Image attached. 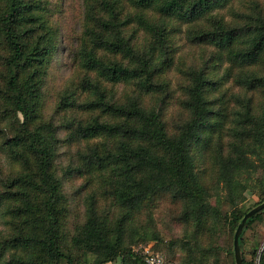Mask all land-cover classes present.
I'll return each mask as SVG.
<instances>
[{"label": "trees", "instance_id": "1", "mask_svg": "<svg viewBox=\"0 0 264 264\" xmlns=\"http://www.w3.org/2000/svg\"><path fill=\"white\" fill-rule=\"evenodd\" d=\"M82 6L73 74L49 112L43 89L60 47L52 0H0V264H145L136 248L164 244L163 204L184 238L153 253L219 264L213 238L227 228L236 264V230L264 203L262 180L253 208L237 203L239 178L264 173V0ZM70 179L84 194L74 223ZM263 215L243 229V264H264L262 242L245 237Z\"/></svg>", "mask_w": 264, "mask_h": 264}, {"label": "rangeland", "instance_id": "2", "mask_svg": "<svg viewBox=\"0 0 264 264\" xmlns=\"http://www.w3.org/2000/svg\"><path fill=\"white\" fill-rule=\"evenodd\" d=\"M52 3L54 9V21L57 25L56 29L60 31V47L58 54L49 68L48 76L43 89L46 109H48L49 112L52 111L51 109L56 105L59 94L67 86L73 74V61L69 52L75 47L77 38L81 35L82 22L84 18L82 0H52ZM182 43H184V41H182ZM68 48L70 50H68ZM183 51L185 52L187 49L184 48ZM189 62L191 63V61ZM170 79L172 80L171 89H173L172 92H175V98L169 104L167 113L168 116L172 115L176 117L179 113V100H181L177 73L172 72ZM227 86H231V83L227 82ZM238 90L239 89L235 87L233 93H237ZM65 163L67 164L66 161ZM239 180L247 182V189L244 192H241V190L237 191V203L239 208L245 211L249 208H253L254 205L260 201L259 192L257 193L256 188L261 180L262 182L264 181V173L263 171H258L250 176H241ZM80 188L81 182L74 179L66 180L64 185L65 193L71 200V223H74L78 219H83L85 215L84 194L81 192ZM224 209L225 211H228L230 209L229 205L226 204ZM166 210L167 205L163 204L156 212V217L158 219L156 231L159 234L160 239L162 238L164 240V244L157 241L150 242L147 245H141L136 249H143L144 247H146V249L150 248L152 251L158 249L167 255V252L164 251L167 249L165 245L172 241H180L184 238L183 229L178 228L167 220ZM71 223L70 226L72 225ZM245 237L249 245L253 244L255 241H259L262 242V248L264 247V215L262 219H259L251 226V228L246 232ZM231 242L232 232H230L227 228H223L221 230V234L219 236L216 235L215 238H213V244L216 246L215 248H217L218 245H221L224 249V252L222 251L220 255L219 264H233L231 257L227 254L228 248L226 249V247L229 246V243L231 245ZM175 252V260L177 263L182 261L187 256L186 251L179 248V246L175 249ZM179 264H182V262Z\"/></svg>", "mask_w": 264, "mask_h": 264}, {"label": "water", "instance_id": "3", "mask_svg": "<svg viewBox=\"0 0 264 264\" xmlns=\"http://www.w3.org/2000/svg\"><path fill=\"white\" fill-rule=\"evenodd\" d=\"M264 210V203L260 204L259 206L255 207L254 209H252L251 211H249L244 218L242 219V221L240 222L236 233H235V238H234V254H235V262L236 264H243L242 261V256H241V249H240V237L241 234L243 232V229L245 228L247 222L252 219L254 216H256L257 214H259L260 212H262Z\"/></svg>", "mask_w": 264, "mask_h": 264}, {"label": "built area", "instance_id": "4", "mask_svg": "<svg viewBox=\"0 0 264 264\" xmlns=\"http://www.w3.org/2000/svg\"><path fill=\"white\" fill-rule=\"evenodd\" d=\"M145 254H146L145 264H171L168 261H166L164 256L155 254L150 249H146Z\"/></svg>", "mask_w": 264, "mask_h": 264}]
</instances>
